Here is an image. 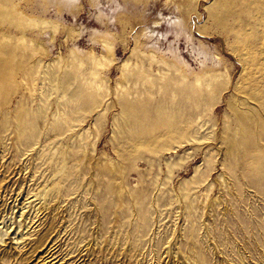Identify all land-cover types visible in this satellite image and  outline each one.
<instances>
[{
	"label": "rangeland",
	"instance_id": "obj_1",
	"mask_svg": "<svg viewBox=\"0 0 264 264\" xmlns=\"http://www.w3.org/2000/svg\"><path fill=\"white\" fill-rule=\"evenodd\" d=\"M0 264H264V0H0Z\"/></svg>",
	"mask_w": 264,
	"mask_h": 264
}]
</instances>
